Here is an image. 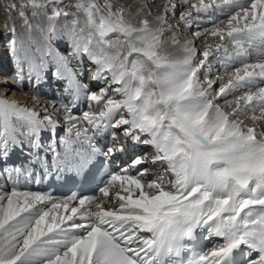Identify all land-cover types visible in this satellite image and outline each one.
Returning a JSON list of instances; mask_svg holds the SVG:
<instances>
[{
	"label": "snow or ice",
	"instance_id": "obj_1",
	"mask_svg": "<svg viewBox=\"0 0 264 264\" xmlns=\"http://www.w3.org/2000/svg\"><path fill=\"white\" fill-rule=\"evenodd\" d=\"M160 3L7 0L26 36L13 22L2 83L35 94L30 108L0 93L5 186L97 165L104 178L99 195L62 200L0 190V264H264V0ZM49 74L64 88L38 111ZM141 147L152 152L117 163Z\"/></svg>",
	"mask_w": 264,
	"mask_h": 264
},
{
	"label": "bare ground",
	"instance_id": "obj_2",
	"mask_svg": "<svg viewBox=\"0 0 264 264\" xmlns=\"http://www.w3.org/2000/svg\"><path fill=\"white\" fill-rule=\"evenodd\" d=\"M6 1V0H3ZM148 2V7H150L152 9L153 14H155L157 11H159L162 8V4L160 3V0H147ZM0 4H1V0H0ZM186 9H182V8H177L176 13L177 16H179L181 11H184ZM150 18V17H149ZM18 19V18H17ZM35 23V21H34ZM172 23H175V21H172ZM13 27V22H8V24H6L5 26H1L0 27V93H2L4 91L5 88H8V97L10 99H14L17 100L18 102H20L23 105H27L28 107H34V102L32 101L31 97L35 94L32 91H30L29 86L27 83L24 84L22 91L11 84V82H9L7 85L3 84L2 81L4 78L6 77H10L13 74V61L10 53V42L12 39H14L15 37L13 36L11 29ZM195 27V26H193ZM15 28H16V36L23 39L26 36V33L24 32L22 26H21V22L18 21L15 23ZM183 31L185 32V34H187L189 32L188 28H184ZM33 36H35L37 39L38 37V33H33ZM7 44H4L6 43ZM208 43H212L213 40L211 37H209ZM196 46L198 49H202L204 47V41L201 40H197L196 41ZM60 51L64 54H66L67 52V48L66 45H61L60 46ZM7 58V59H6ZM5 72H7V74H4ZM217 72H219L221 75L224 73V68L221 67L220 65L216 64L215 62L212 65V75L216 76ZM51 77V74H49L47 80H49ZM64 85V83H63ZM46 82L41 83L39 89H44L46 88ZM98 87V85H91L92 90H96V88ZM38 95H39V103L41 105V108H38V111H42V107L47 105L48 107V111L51 112L52 111V106H51V102L52 101H57V100H45V97L43 96V93L38 91ZM87 110V106L84 102H81L77 109H76V114H80L83 111ZM65 133V128H64V124L63 121H61V126L60 129L58 131V135H63ZM47 133L44 134V139L46 141V137ZM149 152H152L151 148H148ZM22 153H19V156L21 157L22 160H27V158H22ZM124 155V154H122ZM13 157H16V154H13ZM117 161H119L121 158L118 156ZM126 164V163H125ZM9 168L13 167V163L8 165ZM145 167H151L154 168L155 166H145ZM153 177L151 174L148 175L147 179L151 180ZM0 185L2 186L1 189H3V187L5 186V178L4 177H0ZM0 186V187H1ZM7 187V185L5 186ZM9 192V191H8ZM217 240L212 239L207 241L206 246L209 248L210 246H212L213 243H216Z\"/></svg>",
	"mask_w": 264,
	"mask_h": 264
},
{
	"label": "rangeland",
	"instance_id": "obj_3",
	"mask_svg": "<svg viewBox=\"0 0 264 264\" xmlns=\"http://www.w3.org/2000/svg\"><path fill=\"white\" fill-rule=\"evenodd\" d=\"M6 3H7V0L6 1L1 0V4H0V27L5 26L6 24H8V22H15L16 23V22L20 21L19 18L16 16V13H14V12L11 14V18L9 19V13L7 11H5V4ZM5 44H7V42ZM0 188H2V186ZM0 190H3V189H0ZM3 191H5V189Z\"/></svg>",
	"mask_w": 264,
	"mask_h": 264
}]
</instances>
